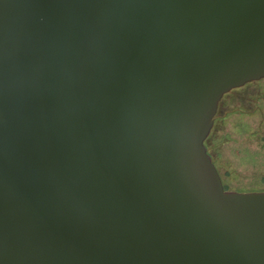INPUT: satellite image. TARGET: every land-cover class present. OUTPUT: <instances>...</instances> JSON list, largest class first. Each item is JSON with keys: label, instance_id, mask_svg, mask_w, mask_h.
I'll list each match as a JSON object with an SVG mask.
<instances>
[{"label": "water", "instance_id": "water-1", "mask_svg": "<svg viewBox=\"0 0 264 264\" xmlns=\"http://www.w3.org/2000/svg\"><path fill=\"white\" fill-rule=\"evenodd\" d=\"M262 78L264 0H0V264H264L205 146Z\"/></svg>", "mask_w": 264, "mask_h": 264}, {"label": "flooded vegetation", "instance_id": "flooded-vegetation-1", "mask_svg": "<svg viewBox=\"0 0 264 264\" xmlns=\"http://www.w3.org/2000/svg\"><path fill=\"white\" fill-rule=\"evenodd\" d=\"M241 101L246 103H241ZM219 124L224 126L228 124L230 131L232 129V138L228 141V144L233 143L234 146L238 141L237 144L240 149L235 150V156L242 152L244 157L246 156L244 160L239 157L238 161L232 159L228 163H222L221 161L226 158L217 157L212 153L215 146H211L210 141L215 140L213 137ZM205 146L219 175H222L221 169L223 167L228 173H233L234 169L241 166L239 162H250L248 165H252L254 170L264 169V78L233 89L223 96L218 104L214 124L209 137L205 141ZM262 181L264 182V178ZM255 192H264V190Z\"/></svg>", "mask_w": 264, "mask_h": 264}, {"label": "rangeland", "instance_id": "rangeland-1", "mask_svg": "<svg viewBox=\"0 0 264 264\" xmlns=\"http://www.w3.org/2000/svg\"><path fill=\"white\" fill-rule=\"evenodd\" d=\"M241 103L246 102L241 101ZM213 138L215 140L210 141L211 146H215L212 150V153H214L217 157L222 156L221 158H226L221 161L222 163H228V161L230 162L232 159H236L238 161L239 157L241 160L246 158L242 152L238 153V156H235V150L240 149L239 145L237 144L238 141L235 143L236 145L234 144V146L232 145L233 143L228 144V141L232 138V129L230 131L228 124L227 126L219 124ZM239 164L241 166H238V168L234 169L233 173H228L224 167L221 169L222 175H220L222 177L225 189L237 192L263 191L264 182L262 180L264 178V169L254 170L252 165H248L250 162H239Z\"/></svg>", "mask_w": 264, "mask_h": 264}]
</instances>
